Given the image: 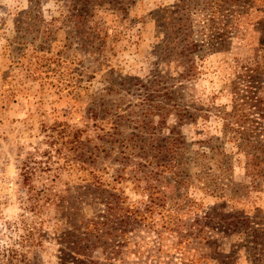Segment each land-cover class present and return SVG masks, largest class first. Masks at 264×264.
Instances as JSON below:
<instances>
[{
    "label": "rangeland",
    "instance_id": "rangeland-1",
    "mask_svg": "<svg viewBox=\"0 0 264 264\" xmlns=\"http://www.w3.org/2000/svg\"><path fill=\"white\" fill-rule=\"evenodd\" d=\"M118 1L120 10L90 6L89 0H0V264H58L50 233L63 223L55 204L45 198L63 195L67 187L69 192L75 180L55 171L61 164L55 153L59 132L81 130L92 137L90 109L97 103L130 106L138 98L134 84L151 75L172 76L171 65L159 64L153 15L175 0ZM263 19L264 0H254L227 37L193 29L202 57L196 77L178 98L193 108L176 126L189 150L206 152L196 141L219 136V116L229 108L230 83L241 66L258 67L264 88ZM173 118L166 127L175 125ZM220 146L226 170L198 178L189 167L186 196L199 211L224 204L264 216V180L246 176L233 142ZM99 154L97 167L105 172L100 175L110 181L118 166L115 156ZM123 191L131 201L139 199L128 183ZM84 213L89 214L87 208ZM143 231L130 233L131 253L109 264H215L207 257L212 246L200 238L176 246L169 233L157 243L151 230ZM237 241H223L218 251H233L231 264H249ZM92 256L105 263L99 251Z\"/></svg>",
    "mask_w": 264,
    "mask_h": 264
},
{
    "label": "trees",
    "instance_id": "trees-1",
    "mask_svg": "<svg viewBox=\"0 0 264 264\" xmlns=\"http://www.w3.org/2000/svg\"><path fill=\"white\" fill-rule=\"evenodd\" d=\"M89 2L90 6L109 5L120 10L118 0ZM253 2L175 0L158 8L153 15L160 40L158 60L161 65L172 66V76L151 75L134 84L138 98L130 106L105 108L97 103L90 109L92 137L81 130L59 132L60 149L55 153L61 164L55 171L70 174L75 180H71L74 186L69 192L67 187L63 195L45 198V203L55 204L63 223L60 230L50 233L57 246L58 264H102L93 259L94 251L109 264L131 253L129 234L142 230H151L157 243L169 233L176 246L200 238L212 246L207 257L215 264L232 263L233 251L223 254L218 250L223 241L234 237L238 240L236 248L244 252L249 264H264V216L258 212L246 215L224 204L199 211L185 194V184L191 179L189 167L198 178L226 170L220 146L226 141L233 142L243 157L246 176L264 180V88L258 67L241 66L231 81L229 108L219 116V136L214 141H196L206 152L189 150L176 127L193 108L178 98L183 87L196 77L202 57L192 40L193 29L227 37L237 31L239 19ZM260 24L264 25V19ZM171 117L175 125L166 127ZM100 151L106 157L114 154L113 161L118 164L110 181L102 178L104 168L97 167ZM127 183L139 199L131 201L124 194Z\"/></svg>",
    "mask_w": 264,
    "mask_h": 264
}]
</instances>
